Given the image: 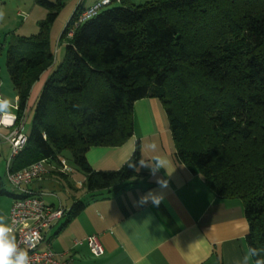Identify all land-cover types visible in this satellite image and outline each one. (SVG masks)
<instances>
[{
    "label": "trees",
    "instance_id": "1",
    "mask_svg": "<svg viewBox=\"0 0 264 264\" xmlns=\"http://www.w3.org/2000/svg\"><path fill=\"white\" fill-rule=\"evenodd\" d=\"M35 1L47 11L39 32L15 39L6 53L16 123L32 86L53 63L48 31L64 3ZM79 7L65 26L73 28L71 38L47 73L27 142L10 170L40 160L60 163L67 150L88 193L123 188L143 174L125 162L115 170L93 169L86 153L122 145L133 135L134 103L156 98L174 159L218 197L239 199L247 247L264 248V0H110L75 25ZM130 157L141 158L138 143ZM5 184L0 176V196L19 197ZM84 207L76 201L64 224Z\"/></svg>",
    "mask_w": 264,
    "mask_h": 264
},
{
    "label": "crops",
    "instance_id": "2",
    "mask_svg": "<svg viewBox=\"0 0 264 264\" xmlns=\"http://www.w3.org/2000/svg\"><path fill=\"white\" fill-rule=\"evenodd\" d=\"M46 76L33 86L36 98ZM136 143L146 160L159 156L169 161L172 175L165 176V169L156 174L168 179L167 188L161 189L156 177L141 168L143 175L123 188L88 193L83 174L75 176L68 167L53 162L48 163V172L32 183L31 188L42 192L46 203L60 204L66 212L76 201L85 203L77 216L66 224L61 218L46 232L52 251L68 258V264H237L248 249L249 227L242 202L218 197L199 174L174 159L166 114L156 98L134 103L132 137L116 147H91L86 158L93 169L115 170L131 156ZM58 191L64 192L66 199L60 198ZM149 191L162 192L164 201L158 207L151 202L135 203ZM11 202L10 197L8 202L0 201V216L8 222ZM91 234L100 238L101 256H93L85 244Z\"/></svg>",
    "mask_w": 264,
    "mask_h": 264
},
{
    "label": "built area",
    "instance_id": "3",
    "mask_svg": "<svg viewBox=\"0 0 264 264\" xmlns=\"http://www.w3.org/2000/svg\"><path fill=\"white\" fill-rule=\"evenodd\" d=\"M110 0H98L92 5L81 8L76 12L75 25L93 17ZM0 140L10 145V156L7 160L6 182L17 190L19 197L12 199L9 211V223L14 228V234L22 247L28 250L30 264H68V258L63 254H57L50 248L45 240L46 232L66 213L59 204L53 206L44 201L42 192L31 188L32 183L48 172V164L40 160L17 171L10 170L13 157L25 146L28 136L23 131L21 123H16V116L0 114ZM26 239H30L34 246H29ZM80 242L75 241V244ZM85 244L93 256H101L104 253L103 245L97 234H91L85 238Z\"/></svg>",
    "mask_w": 264,
    "mask_h": 264
},
{
    "label": "rangeland",
    "instance_id": "4",
    "mask_svg": "<svg viewBox=\"0 0 264 264\" xmlns=\"http://www.w3.org/2000/svg\"><path fill=\"white\" fill-rule=\"evenodd\" d=\"M56 1V0H48ZM94 0H64L63 6L61 7L58 16L49 27L48 31V42L51 51L53 52V63L50 65V69L53 64H58L64 56L65 42L71 38V31L73 28H65L69 18L73 14L74 9L77 5L80 6L88 5ZM98 1V0H97ZM147 1L155 0H129L131 4L139 5ZM83 8V7H81ZM47 11L45 8L41 7L35 0H2L0 2V98H5L10 101L11 108L5 114H11L17 116V93L10 80L9 73L6 67V53L8 45H11L15 39L23 36H29L32 34H37L39 32V24L45 19ZM66 29L63 39H60V36L63 30ZM68 29V30H67ZM50 69L41 73V77H44ZM35 82L34 85L38 84ZM33 85V86H34ZM30 90V93L27 97V104L22 113V116L18 122L22 124L23 131L27 133L30 129L33 112L36 99L35 89L33 87ZM31 107V108H30ZM31 109V110H30ZM1 134H5V129L0 130ZM10 156V147L4 144L0 140V176L4 178L7 172V160ZM58 161L61 165L68 167V171L74 174L75 176H81L82 172L75 167L71 159V154L69 151H63L61 155L58 156ZM5 188L8 191H13L14 193L17 190L11 187L8 183L5 184ZM58 195L62 199H66L67 195L64 192L58 191ZM9 197L0 196V201L8 202Z\"/></svg>",
    "mask_w": 264,
    "mask_h": 264
},
{
    "label": "clouds",
    "instance_id": "5",
    "mask_svg": "<svg viewBox=\"0 0 264 264\" xmlns=\"http://www.w3.org/2000/svg\"><path fill=\"white\" fill-rule=\"evenodd\" d=\"M11 108V103L5 98H0V114L7 113ZM154 148V145L152 146ZM128 168L139 171L141 168H146L156 177L160 169H165V176L170 177L174 170L169 173V161L162 157H154L152 160H146L141 156L138 163L134 162L130 157L125 161ZM157 185L161 188L168 187V179L156 177ZM165 197L162 192L149 191L142 195L135 203L144 205L151 202L154 206H159ZM26 243L31 247L34 246L30 239H26ZM254 259V264H264V248L249 246L243 258L237 264H249ZM0 264H30L28 250L22 247L14 234L13 226L8 222L5 216H0Z\"/></svg>",
    "mask_w": 264,
    "mask_h": 264
}]
</instances>
